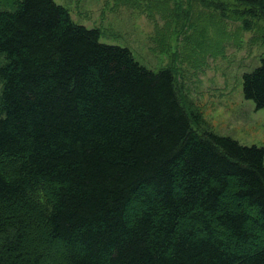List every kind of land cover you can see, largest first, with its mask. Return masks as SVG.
Listing matches in <instances>:
<instances>
[{"label": "trees", "instance_id": "1", "mask_svg": "<svg viewBox=\"0 0 264 264\" xmlns=\"http://www.w3.org/2000/svg\"><path fill=\"white\" fill-rule=\"evenodd\" d=\"M100 37L0 0V264H264V145L199 132L169 67ZM259 60L241 86L264 109Z\"/></svg>", "mask_w": 264, "mask_h": 264}, {"label": "rangeland", "instance_id": "2", "mask_svg": "<svg viewBox=\"0 0 264 264\" xmlns=\"http://www.w3.org/2000/svg\"><path fill=\"white\" fill-rule=\"evenodd\" d=\"M55 1L74 22L98 28L101 42L128 47L149 69L169 67L182 106L204 121L193 128L264 145V109L241 86L242 73L260 63L264 23L249 19L244 28L230 13L233 0Z\"/></svg>", "mask_w": 264, "mask_h": 264}]
</instances>
